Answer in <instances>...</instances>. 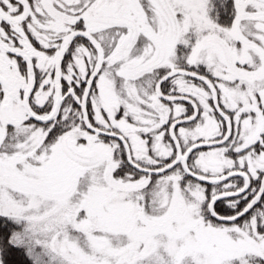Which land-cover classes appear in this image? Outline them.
I'll use <instances>...</instances> for the list:
<instances>
[{"label":"snow or ice","instance_id":"obj_1","mask_svg":"<svg viewBox=\"0 0 264 264\" xmlns=\"http://www.w3.org/2000/svg\"><path fill=\"white\" fill-rule=\"evenodd\" d=\"M0 264H264V0H0Z\"/></svg>","mask_w":264,"mask_h":264}]
</instances>
